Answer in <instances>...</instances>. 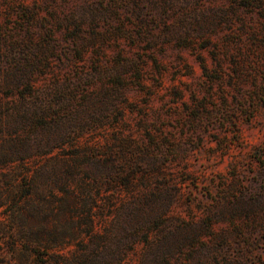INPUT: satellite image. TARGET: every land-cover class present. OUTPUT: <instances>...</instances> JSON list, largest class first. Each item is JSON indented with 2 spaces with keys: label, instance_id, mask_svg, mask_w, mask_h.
I'll return each mask as SVG.
<instances>
[{
  "label": "rangeland",
  "instance_id": "1",
  "mask_svg": "<svg viewBox=\"0 0 264 264\" xmlns=\"http://www.w3.org/2000/svg\"><path fill=\"white\" fill-rule=\"evenodd\" d=\"M0 264H264V0H0Z\"/></svg>",
  "mask_w": 264,
  "mask_h": 264
}]
</instances>
